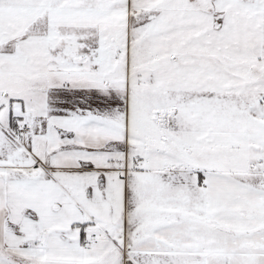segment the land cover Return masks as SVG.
<instances>
[{
	"label": "snow or ice",
	"instance_id": "snow-or-ice-1",
	"mask_svg": "<svg viewBox=\"0 0 264 264\" xmlns=\"http://www.w3.org/2000/svg\"><path fill=\"white\" fill-rule=\"evenodd\" d=\"M0 264H264V0H0Z\"/></svg>",
	"mask_w": 264,
	"mask_h": 264
}]
</instances>
